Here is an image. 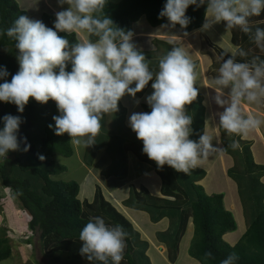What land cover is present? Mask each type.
<instances>
[{
	"label": "clouds",
	"instance_id": "9594fccd",
	"mask_svg": "<svg viewBox=\"0 0 264 264\" xmlns=\"http://www.w3.org/2000/svg\"><path fill=\"white\" fill-rule=\"evenodd\" d=\"M57 3L68 7L55 13L54 29L39 19L29 18L19 3L28 16H19L11 27L0 31V35L15 41L19 64L10 82L5 79L9 72L0 66V80H4L0 83V102L14 104L23 113L30 99L40 104L54 101L60 113L52 117L55 134L67 133L73 146L87 149L96 143L103 115L118 112L125 95L135 98L152 81L153 91L146 97L151 111L132 113L129 125L142 141L143 153L158 169L167 165L188 174L211 155L225 151L214 147L213 138L206 133L198 141L189 138L193 117L187 106L198 97L197 73L183 47L168 51L153 72L149 60L133 43L134 33L117 26L104 12L107 0H57ZM205 3L206 22L202 31L224 22L226 30L238 27L264 50V29L257 27L253 33L250 27V17L264 11V0H166L159 17H166L168 24L161 27L179 25L187 29L191 22L186 15L189 6L199 8ZM61 32L83 34V38L70 43L58 34ZM184 35L188 33L185 31ZM231 54L221 64L219 75L212 78L214 89H228L227 96L217 94L214 100L224 108L219 113L220 127L230 135L246 136L264 123L255 116H245L240 107L242 100L253 103L264 100V60L254 57L251 62H236L237 53ZM238 54L247 56L242 49ZM2 120L0 158L7 159L9 151L20 150L22 141L18 132L23 121L11 114L4 115ZM48 127L51 129L53 125ZM23 143V151L27 152L30 144L26 137ZM230 147L238 148V141H233ZM127 235L122 225L109 226L102 217H92L79 234L80 254L90 262L109 264L111 260L112 264H120ZM211 258L210 251L204 254L205 261ZM238 259L233 252L220 264H235Z\"/></svg>",
	"mask_w": 264,
	"mask_h": 264
},
{
	"label": "trees",
	"instance_id": "16d2710c",
	"mask_svg": "<svg viewBox=\"0 0 264 264\" xmlns=\"http://www.w3.org/2000/svg\"><path fill=\"white\" fill-rule=\"evenodd\" d=\"M165 3L166 0H122L120 3L107 0L104 12L117 26L133 32L134 24L144 16L153 27L168 24L166 17H159ZM206 8L207 3L199 8L195 5L189 6L186 15L191 18V22L187 29L183 30L191 33L202 28L206 19ZM21 15L28 16V13L21 9L17 0H0V31L11 27ZM42 22L54 29V16L44 14ZM260 23L263 24L258 26L257 24ZM223 24L225 25L224 22ZM176 26L180 28L179 25ZM250 27L253 33L257 27L264 29V11L259 16L250 17ZM231 31L234 44L247 53V56L241 57L237 52L234 57L236 62H251L254 57L264 60V50H261L250 39L249 34L243 33L238 27ZM58 34L67 38L70 43L79 40L77 34L63 32ZM92 39L94 40L95 37ZM205 42L208 44L207 52L210 49L213 51L211 53L219 68L223 62L231 58V55L213 46L209 40ZM154 44L156 51L143 52L153 72L158 70L159 59L176 47L159 40H155ZM17 55L15 41L6 35H0V66L5 67L9 72L5 78L9 82L12 75L19 70ZM67 70H71L70 64ZM3 82L4 80H0V83ZM151 83L152 81L138 93L139 96L147 91ZM118 107V112L103 115L101 130L95 138L96 143L87 149L85 161L88 166H92L102 150L107 149L111 153L112 150L119 149L122 151L120 156L124 161L123 166H120L117 171V167L113 164L112 168L105 172L106 176L115 174L122 178L127 176L129 152H134L142 162L156 168L163 181L164 197H154L146 188L139 191L132 186L130 198L124 202V205L149 213L154 223H158L167 215H172V219H177V224L174 223L168 233L159 235L161 240L170 241V262L172 264L177 262L181 240L192 219L195 232L189 255L193 259L201 264H220L223 259L234 252L239 257L235 264H264V183L262 182L264 166H259L254 162L251 143L244 142L242 136L228 134L220 127L225 153L235 160V166L229 171V175L238 184L244 211L250 223L241 240L235 246H231L225 242L224 236L236 231V220L233 214L225 208L223 194L209 196L199 185V182L206 177V172L195 168L185 174L167 165L163 169H158L155 162L149 160L143 153L142 141L138 140L136 134L125 126L127 111L121 102ZM145 108L147 112L151 111L146 106ZM199 108V117L196 120L198 125L195 128L192 123L193 131L189 137L191 140L196 139L194 141H198L205 130V108ZM7 114L21 117L23 123L20 125L18 138L22 142L19 151H9L7 159L3 158L0 162V182L21 203L22 210L28 217V228L33 234H39L41 250L48 256V263L103 264L95 260L90 262L80 254V231L90 218L99 216L109 226L122 225L128 233L126 248L120 264H151L147 256L148 242L142 239L140 232L135 229L129 219L107 201L99 186L93 202H82L79 199V182H63L53 178L67 170L65 166L54 160V156L70 158L75 154L68 134L61 136L55 134V121L52 117L60 114L55 102L50 100L47 104H40L30 99L23 113L18 112L14 104L0 102V129L3 128L2 118ZM116 114H118L117 117ZM50 124L53 125L51 129L48 127ZM113 128L115 131H112ZM126 133L129 137L124 136V134L127 135ZM120 136H124L126 140L117 145V139ZM25 137L27 143L30 144L27 152L23 151L25 147L23 138ZM233 141H238L237 149L230 147ZM40 156L45 159L40 160ZM18 192H22V195H17ZM178 212L181 213L180 216ZM0 231L4 232V230ZM27 242L32 244V239ZM209 251L213 254V258L205 261L204 254ZM12 257L10 239L4 233L0 235V263ZM109 264H112L111 260Z\"/></svg>",
	"mask_w": 264,
	"mask_h": 264
},
{
	"label": "crops",
	"instance_id": "0c3cea01",
	"mask_svg": "<svg viewBox=\"0 0 264 264\" xmlns=\"http://www.w3.org/2000/svg\"><path fill=\"white\" fill-rule=\"evenodd\" d=\"M18 1L22 7L24 6V3L29 2V0ZM37 1L40 2V8L33 9L29 6H24V10L29 13V18L31 19H39L42 21V17L45 13L54 16L56 19L55 13L65 10L68 7L67 4H64L63 6L59 5L57 0ZM262 24L263 23L257 25L259 26ZM255 25L252 26L254 27ZM201 29L202 28L188 33V35L185 36V31L177 26L175 28H162L161 26L153 27L144 16L133 26V43L136 44L138 50H142V52L145 53L156 51V46L154 44L155 40L184 48L195 64V71L197 73L195 87L198 89V97L191 105L187 106L189 114L193 117V127H197L196 125H198V123L196 124V120H198L197 118L199 117V112L197 113L198 115L194 113L195 111L193 110V107H204V133L213 138L212 144L214 147L224 148L223 137L219 125V113H221L224 108L216 104L214 97L217 94H225L226 97L228 89H214L216 86L214 85L212 78L219 75V67L211 53L213 51L209 48L210 51L207 52L206 47H208V44L205 40H209L213 46L224 50L229 55H232L231 53L233 52L237 53L240 46L234 44L231 29L226 30V26L223 22L212 25V27L206 31H202ZM217 31L219 33L222 31L223 36L218 35ZM78 37L79 39L83 38V34ZM151 84L147 91L141 96H139L138 93L135 98L125 95L120 100L121 104L127 111L125 126L131 132L132 130L129 125L130 115L134 112H147L145 106L151 110L146 102V97L153 91ZM189 107L192 108L189 109ZM240 107L245 116L252 115L264 121V100L254 103L242 100ZM124 136L129 137L128 134H124ZM242 140L251 143L254 162L259 166H264V123H262L259 128L250 131L246 136H242ZM87 149L85 148V153L87 152ZM102 151L104 152L101 154V158L105 157V161L102 162V167L98 166L95 162L92 166H88L85 161L86 154H84V161L81 162L83 165L82 167L87 171L80 183L79 199L82 202H93L97 187L101 186L105 198L109 200V202L121 214L129 219L135 229L140 232L142 239L148 242L149 248L147 256L149 257L151 264H172L169 260L170 241H163L159 238L160 234L168 233L171 227H173L172 215H167L166 218H163L158 223H154L149 213L134 210L124 205V202L130 198L132 186L139 191L142 188H146L154 197H164L162 191L163 181L158 175L156 168L142 162L134 152H129L127 176L124 178L117 174L106 176L105 172L112 168L114 161L111 159L110 153L107 149ZM234 166L235 160L224 151L222 153L211 155L207 160H204L199 167H197L206 172V177L199 182V185L204 188L205 193L209 196L223 194L225 208L233 214L236 220V231L230 232L224 236L225 242L231 246H235L241 240L250 225L244 211L238 184L229 175V171L234 168ZM99 177H101V179H99ZM262 182L264 183V178L262 179ZM2 198L3 196L0 195V199ZM5 207L9 210L13 208V206L10 205ZM191 220L189 221L186 233L181 240L179 256L175 264H201L189 255V249L195 232L194 223L193 220L192 222Z\"/></svg>",
	"mask_w": 264,
	"mask_h": 264
},
{
	"label": "rangeland",
	"instance_id": "374dc122",
	"mask_svg": "<svg viewBox=\"0 0 264 264\" xmlns=\"http://www.w3.org/2000/svg\"><path fill=\"white\" fill-rule=\"evenodd\" d=\"M109 1L113 3H120L122 0H109ZM23 5L26 7L29 6L33 9L40 8V2L37 0H29V2H26ZM24 6L22 7L21 5L23 9H24ZM217 34L223 36L222 31L221 33L217 31ZM190 108L192 107H189V109ZM198 109L199 107H193V110L195 111L194 113L197 114ZM188 114H189V111H188ZM117 115L118 114H116L115 116L117 117ZM101 125H102V120H101ZM112 131H115V128H113ZM112 140L115 141L114 139ZM123 140H126L124 136L118 137L117 145L119 144V142ZM73 147H75L74 148L75 154L73 157L66 158V157L58 156V155L54 156V160L56 162H58L59 164L67 168L66 172H64L63 174L53 177L55 180L63 181V182H71V181H77L79 183L82 182L86 174V171H87L85 168L82 167L83 165L81 162V161H84L85 148L77 147V146H73ZM103 152L104 151L100 152L99 155L97 156L98 159L96 158L95 160V163L98 164V166L100 167L103 166L102 162L105 161V157L101 158L102 157L101 154ZM121 153L122 151L121 150L119 151V149H114L110 153L111 159L115 162L114 167L115 166L117 167L116 168L117 171L120 166L121 167L123 166L122 163L124 162L120 156ZM2 160L3 158H0V162ZM99 179H101V177H99ZM0 187H1L0 195L3 196V198L0 199V230H4V232L0 231V235H3L4 233L7 235V238L10 239V246L13 250V257L0 264H49L48 256H46L45 255L46 253L43 252V250H41L39 234L37 233L33 234L28 228V217L25 211L22 210L21 203L16 198V196L13 195L11 191L5 190L2 187L1 182H0ZM99 187L101 188V186ZM169 199L171 201H175L173 198H169ZM7 205L13 206V208L11 210L6 209L5 206ZM178 213L180 216L181 213L180 212ZM174 223L177 224L176 218L172 219V226L174 225ZM30 239H32V244H29L27 242Z\"/></svg>",
	"mask_w": 264,
	"mask_h": 264
}]
</instances>
